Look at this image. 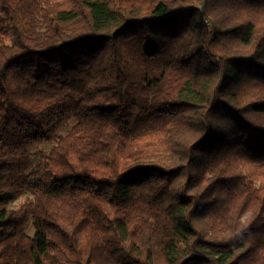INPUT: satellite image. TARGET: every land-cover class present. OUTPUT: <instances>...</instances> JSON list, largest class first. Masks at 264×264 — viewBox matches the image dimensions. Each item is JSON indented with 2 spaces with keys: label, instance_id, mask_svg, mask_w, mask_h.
Here are the masks:
<instances>
[{
  "label": "trees",
  "instance_id": "1",
  "mask_svg": "<svg viewBox=\"0 0 264 264\" xmlns=\"http://www.w3.org/2000/svg\"><path fill=\"white\" fill-rule=\"evenodd\" d=\"M0 264H264V0H0Z\"/></svg>",
  "mask_w": 264,
  "mask_h": 264
},
{
  "label": "rangeland",
  "instance_id": "2",
  "mask_svg": "<svg viewBox=\"0 0 264 264\" xmlns=\"http://www.w3.org/2000/svg\"><path fill=\"white\" fill-rule=\"evenodd\" d=\"M67 130H69V128L66 129L65 131L61 132V134H62V135H66ZM55 145H56V143H47V144H43V145L35 146V147H33V148L31 149V154H32V156H36V155L39 154L40 151H43V152H49V151H50ZM28 199H32V200H33L34 197H33L30 193H26V194H24L22 197H20V198L17 200V202L13 204L12 207H13L14 209H17V208H19L23 203H25L26 200H28ZM28 233L31 234V235H33L34 230H33L32 227L29 228Z\"/></svg>",
  "mask_w": 264,
  "mask_h": 264
}]
</instances>
